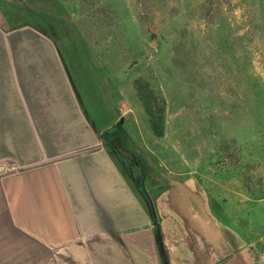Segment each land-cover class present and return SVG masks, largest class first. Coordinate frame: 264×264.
I'll return each instance as SVG.
<instances>
[{
    "label": "crops",
    "instance_id": "1",
    "mask_svg": "<svg viewBox=\"0 0 264 264\" xmlns=\"http://www.w3.org/2000/svg\"><path fill=\"white\" fill-rule=\"evenodd\" d=\"M57 46L0 12V264H163L146 199L107 146L110 127L86 115ZM224 177L142 179L171 264H264L242 215L264 198Z\"/></svg>",
    "mask_w": 264,
    "mask_h": 264
},
{
    "label": "rangeland",
    "instance_id": "2",
    "mask_svg": "<svg viewBox=\"0 0 264 264\" xmlns=\"http://www.w3.org/2000/svg\"><path fill=\"white\" fill-rule=\"evenodd\" d=\"M0 12L55 40L88 118L123 129L168 180L210 171L264 198V0H0ZM138 79L165 102L162 137ZM241 164L258 172L232 171ZM255 206L242 215L264 261V200Z\"/></svg>",
    "mask_w": 264,
    "mask_h": 264
},
{
    "label": "trees",
    "instance_id": "3",
    "mask_svg": "<svg viewBox=\"0 0 264 264\" xmlns=\"http://www.w3.org/2000/svg\"><path fill=\"white\" fill-rule=\"evenodd\" d=\"M17 27V25H15ZM55 41V40H54ZM136 89L138 92L139 99L147 113L150 128L154 135L157 137H162L165 135V124H166V105L165 102L161 101L157 96L155 90L151 88L148 82L142 80H136ZM123 134L111 133L107 131L104 133L107 146L116 153L121 161L123 170L130 178H132L140 192L146 199L148 210L150 216L155 221V230L157 235L158 244L161 250L162 262L163 264H171L167 249L164 245L162 239L161 227L158 221L157 213L151 198L149 197L142 179L148 174H153L154 176L160 178L161 180H166L164 173L161 171L157 163H155L151 158L138 147H136L132 139L126 134L122 129ZM140 169V175H135V168Z\"/></svg>",
    "mask_w": 264,
    "mask_h": 264
},
{
    "label": "water",
    "instance_id": "4",
    "mask_svg": "<svg viewBox=\"0 0 264 264\" xmlns=\"http://www.w3.org/2000/svg\"><path fill=\"white\" fill-rule=\"evenodd\" d=\"M154 45H155V43H154ZM74 88H75V86H74ZM75 90H76V88H75Z\"/></svg>",
    "mask_w": 264,
    "mask_h": 264
}]
</instances>
